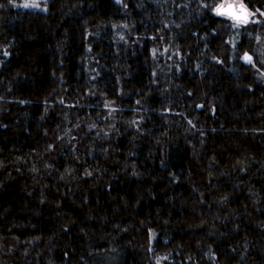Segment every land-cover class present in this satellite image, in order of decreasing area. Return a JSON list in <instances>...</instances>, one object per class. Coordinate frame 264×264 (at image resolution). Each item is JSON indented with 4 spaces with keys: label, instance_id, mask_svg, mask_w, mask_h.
<instances>
[{
    "label": "trees",
    "instance_id": "trees-1",
    "mask_svg": "<svg viewBox=\"0 0 264 264\" xmlns=\"http://www.w3.org/2000/svg\"><path fill=\"white\" fill-rule=\"evenodd\" d=\"M28 1L0 0V264H264V0Z\"/></svg>",
    "mask_w": 264,
    "mask_h": 264
},
{
    "label": "water",
    "instance_id": "water-1",
    "mask_svg": "<svg viewBox=\"0 0 264 264\" xmlns=\"http://www.w3.org/2000/svg\"><path fill=\"white\" fill-rule=\"evenodd\" d=\"M217 14L231 18L236 22H247L248 20V10L244 6L241 8V4L220 7L217 9Z\"/></svg>",
    "mask_w": 264,
    "mask_h": 264
},
{
    "label": "rangeland",
    "instance_id": "rangeland-1",
    "mask_svg": "<svg viewBox=\"0 0 264 264\" xmlns=\"http://www.w3.org/2000/svg\"><path fill=\"white\" fill-rule=\"evenodd\" d=\"M41 1H43V0H29L28 2H26V4H29V5H31L32 3H36L37 4V3L41 2ZM121 1L122 0H115V2H117V3H121ZM240 3H241L240 0H224L222 2V4H221V7H225V6H228V5H235V6H237ZM17 8L23 9V10H27V9H32L34 7H27V8H25L22 5V6H18ZM35 9L36 10H40L39 7H35ZM40 11H43V10H40ZM262 16H264V15H262ZM256 21H257L256 17L251 12H249L247 22L248 23L249 22H252L253 23V22H256ZM242 23H244V22H241V21L238 22V24H242ZM245 57H250V56L247 55ZM245 57H244V60L250 61V60L245 59Z\"/></svg>",
    "mask_w": 264,
    "mask_h": 264
},
{
    "label": "snow or ice",
    "instance_id": "snow-or-ice-1",
    "mask_svg": "<svg viewBox=\"0 0 264 264\" xmlns=\"http://www.w3.org/2000/svg\"><path fill=\"white\" fill-rule=\"evenodd\" d=\"M38 5L36 3H32L31 5L29 4H24L23 7L27 8V7H37ZM241 8H243V5H241ZM262 15H264V13H262ZM5 55H7V53H5ZM245 59L247 60H251V57H245Z\"/></svg>",
    "mask_w": 264,
    "mask_h": 264
}]
</instances>
